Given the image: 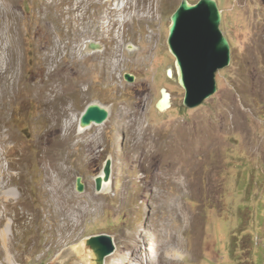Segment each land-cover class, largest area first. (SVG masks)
Returning <instances> with one entry per match:
<instances>
[{
  "label": "rangeland",
  "instance_id": "1",
  "mask_svg": "<svg viewBox=\"0 0 264 264\" xmlns=\"http://www.w3.org/2000/svg\"><path fill=\"white\" fill-rule=\"evenodd\" d=\"M181 2L16 0L24 84L47 92L52 74L59 81L57 101L15 104L6 119L26 151L19 253H31L16 264H91L84 240L99 233L116 245L104 264H124L131 252L135 264H153L168 235L183 248L176 264H264V0H217L232 61L197 108L184 105L168 45ZM93 101L110 117L81 131ZM108 157L113 189L98 193L94 177Z\"/></svg>",
  "mask_w": 264,
  "mask_h": 264
},
{
  "label": "bare ground",
  "instance_id": "2",
  "mask_svg": "<svg viewBox=\"0 0 264 264\" xmlns=\"http://www.w3.org/2000/svg\"><path fill=\"white\" fill-rule=\"evenodd\" d=\"M23 19L18 13L16 0H0V264H16L17 261L24 260L22 259V253H31V247L22 249V253H19L22 243L19 230L28 225L27 220L21 222V219L27 218V212L23 211V214L17 212L18 204L23 198V193L27 190L23 183L24 180H22L25 171L22 158L26 152L25 143L8 127L6 119L15 104H20V106L26 108L30 100H37L39 103H43L44 99H46V103H54L59 87L56 72L52 74L53 82L48 84L47 92L45 85H40L37 82L31 85L24 84L22 65L26 44ZM166 108L167 105L162 108V111ZM45 114H52V111L50 110V112ZM182 171L179 173H182ZM54 179L55 176L49 175L47 180L52 182ZM53 186L54 191H56L58 185L54 183ZM108 187H104L103 190L107 191ZM14 210L16 211L15 215H13ZM168 236L169 239L167 241L156 244L155 248L160 252L158 251V255H155L157 260L153 264H176L178 258H181L182 255L179 252L183 251V248L173 241L175 236ZM74 249L82 253L84 250L83 243L77 245ZM137 257L134 252H131L129 257L122 256L121 259L124 260V264H135Z\"/></svg>",
  "mask_w": 264,
  "mask_h": 264
},
{
  "label": "water",
  "instance_id": "3",
  "mask_svg": "<svg viewBox=\"0 0 264 264\" xmlns=\"http://www.w3.org/2000/svg\"><path fill=\"white\" fill-rule=\"evenodd\" d=\"M222 11L217 0H199L190 3L182 0L171 16L168 45L175 56L178 80L185 90L184 105L197 108L218 90L217 73L231 64V44L221 29ZM125 79L134 81L132 74ZM171 94L163 88L159 107H170ZM110 117V109L99 101H93L84 110L79 129L84 131L94 125L105 123ZM96 191L102 193L113 189V160L108 157L104 167L94 177ZM77 190L83 191L85 184L81 176L76 180ZM103 192V193H104ZM84 245L91 251V264H104L105 257L115 251L114 237L99 233L87 237Z\"/></svg>",
  "mask_w": 264,
  "mask_h": 264
}]
</instances>
